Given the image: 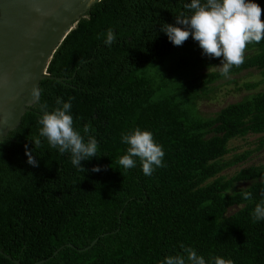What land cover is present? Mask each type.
Listing matches in <instances>:
<instances>
[{
  "label": "trees",
  "instance_id": "1",
  "mask_svg": "<svg viewBox=\"0 0 264 264\" xmlns=\"http://www.w3.org/2000/svg\"><path fill=\"white\" fill-rule=\"evenodd\" d=\"M190 2L98 0L55 48L45 73L66 79L40 80V102L52 111L57 97L71 98L73 128L98 140V156L81 161L82 172L41 138L33 151L39 166L29 165L42 113L28 107L0 140V264H162L186 255L181 244L206 264L215 257L264 264V220L251 215L264 201V163L220 174L249 156L224 160L230 140L264 133V40L249 44L245 62L229 73L255 70L258 81L244 87L260 89L200 116L195 104L223 77L210 70L222 57L203 55L191 36L175 46L160 31L180 26L175 16L188 14ZM253 2L264 21V0ZM109 28L110 47L98 38ZM137 128L165 153L151 176L138 158L131 169L117 163L128 147L121 134Z\"/></svg>",
  "mask_w": 264,
  "mask_h": 264
},
{
  "label": "clouds",
  "instance_id": "2",
  "mask_svg": "<svg viewBox=\"0 0 264 264\" xmlns=\"http://www.w3.org/2000/svg\"><path fill=\"white\" fill-rule=\"evenodd\" d=\"M183 8L187 10L175 16V24H162L160 31L164 32L168 40L175 46H181L191 36L198 42L202 54L209 58H221L219 67L220 75L227 78L230 70L240 67L245 62V50L251 43H259L264 40V21L261 20L262 9L253 0H191L185 3ZM103 36L104 44L111 46L116 40V34L112 28ZM32 101L39 105L42 113L38 120L40 125L38 136L29 139L34 142L35 149L27 150V163L38 167V160L33 155L34 150L43 147L42 139L47 144L58 150L59 154H69L71 164L84 172L81 161L98 156V140L88 135L87 141L80 132L73 128V117L70 115L71 103L63 101L61 97L56 99V107L48 110L47 102L41 103L42 89L33 86L31 89ZM89 133L86 125L83 129ZM121 142L128 145L126 154L119 157L117 163L124 169L136 167L137 158L145 176H151L156 168L164 167L165 155L161 145L154 142L153 134L147 130H140L121 134ZM100 167H93V172H99ZM243 199L250 200V192L242 193ZM253 222L264 220V201L256 204L252 212ZM186 255L165 257L162 264H206L203 256L190 248L180 245ZM214 264H232V261L220 257L214 258Z\"/></svg>",
  "mask_w": 264,
  "mask_h": 264
},
{
  "label": "water",
  "instance_id": "3",
  "mask_svg": "<svg viewBox=\"0 0 264 264\" xmlns=\"http://www.w3.org/2000/svg\"><path fill=\"white\" fill-rule=\"evenodd\" d=\"M96 1L0 0V140L34 103L33 86L42 79H66L48 76L46 65L77 19Z\"/></svg>",
  "mask_w": 264,
  "mask_h": 264
},
{
  "label": "rangeland",
  "instance_id": "4",
  "mask_svg": "<svg viewBox=\"0 0 264 264\" xmlns=\"http://www.w3.org/2000/svg\"><path fill=\"white\" fill-rule=\"evenodd\" d=\"M221 63L210 68L211 71L219 72ZM161 69V68H160ZM258 81L257 72L253 69L240 71L235 74L224 76L213 83L212 90L206 94L203 99L196 102V111L200 116H210L222 106L239 100L242 96L258 91L260 85L255 88L247 89L244 86L256 83ZM264 138L262 134H248L242 138L232 139L227 143L228 153L223 157L228 160L233 155L244 151L249 152L247 159L241 163L235 164L223 170L220 174L227 177L233 171L248 165H258L264 163V144L258 147L260 139ZM244 184H236V187H242Z\"/></svg>",
  "mask_w": 264,
  "mask_h": 264
}]
</instances>
